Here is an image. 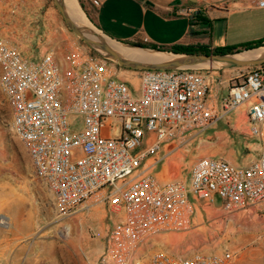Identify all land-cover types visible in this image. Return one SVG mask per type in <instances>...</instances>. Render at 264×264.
Here are the masks:
<instances>
[{"label": "built area", "instance_id": "2783aa9c", "mask_svg": "<svg viewBox=\"0 0 264 264\" xmlns=\"http://www.w3.org/2000/svg\"><path fill=\"white\" fill-rule=\"evenodd\" d=\"M255 5L264 8V0ZM35 59L0 39L10 131L52 195L56 218L105 207L109 224L95 264H239L229 249L174 256L146 245L156 234L191 227L189 194L206 205L217 196L227 213L258 211L264 202V64L225 78L223 70H142L132 86L114 63L75 41L61 54L50 49ZM233 111H242L247 134L261 142L257 161L235 166L201 157L187 186L161 183L147 171L163 144Z\"/></svg>", "mask_w": 264, "mask_h": 264}, {"label": "rangeland", "instance_id": "374dc122", "mask_svg": "<svg viewBox=\"0 0 264 264\" xmlns=\"http://www.w3.org/2000/svg\"><path fill=\"white\" fill-rule=\"evenodd\" d=\"M57 31H62L63 47L69 41L83 44L65 27L52 0H0V39L9 40L25 50L31 40H40L43 34ZM254 67L224 69L222 74V70L215 72L225 78ZM119 69L121 79L128 80L132 86L137 85V73L122 67ZM226 90L224 87L223 95H226ZM245 124L242 116L235 131L229 125L224 126V137L218 140L210 138L184 147L178 161H170L164 177L169 180L185 177L187 158L199 149L220 150L224 153L238 149L244 156L251 151L247 145L253 144V138L243 127ZM147 171L155 173L152 169ZM0 190L13 191V197L17 201H24L26 208L31 207L33 215L38 218L29 241L31 244L43 245L38 254H33L43 257V264L96 263L109 224V220L104 217L103 205L91 206L64 219L55 217L52 195L33 176L22 143L10 131V109L1 91ZM221 205L220 198L216 197L213 206ZM146 248L174 256L229 249L237 253L239 264H264V210L227 213L222 208H205V211H197L194 223L188 230L156 234L148 241Z\"/></svg>", "mask_w": 264, "mask_h": 264}, {"label": "crops", "instance_id": "0c3cea01", "mask_svg": "<svg viewBox=\"0 0 264 264\" xmlns=\"http://www.w3.org/2000/svg\"><path fill=\"white\" fill-rule=\"evenodd\" d=\"M79 1L76 0L78 6L95 27L104 34L124 42H144L164 47L206 44L208 38L201 33L203 26L193 17L200 13L198 11H201L202 18L210 22L209 44L212 49H239L241 45L264 39V8L256 7V0ZM62 39V31L49 32L43 34L40 40H31L27 49L18 48L24 57L30 59H35L50 49L61 54L65 48ZM242 116V111L230 112L210 128L190 131L182 141L173 140L163 144L161 149L147 160L146 165L152 163L151 169L155 170V173L151 174L161 183L169 181L164 177V171L170 161H178L184 147L210 138L218 140L224 137V126L229 125L231 130L235 131ZM243 127L248 130L247 124ZM247 146L251 151L244 156H241L238 149L232 153L199 149L187 158L186 176L175 180L187 186L192 165L201 157L220 158L235 166L250 165L259 158L261 142L253 138V144ZM188 197L195 205L192 224L197 211H205V208L221 209V206L206 205L190 194ZM103 210L107 219L108 212L104 206ZM261 210H264V202L259 206L258 211ZM37 220L31 207L27 209L24 201H17L13 197V191L0 190V264L44 263L43 257L33 256L39 253L43 245L31 244L29 241Z\"/></svg>", "mask_w": 264, "mask_h": 264}, {"label": "water", "instance_id": "95a60500", "mask_svg": "<svg viewBox=\"0 0 264 264\" xmlns=\"http://www.w3.org/2000/svg\"><path fill=\"white\" fill-rule=\"evenodd\" d=\"M52 2L65 27L76 38L96 55L124 69L216 71L264 64V43L213 54L143 47L104 34L88 20L76 0L74 14L69 11L65 0Z\"/></svg>", "mask_w": 264, "mask_h": 264}, {"label": "trees", "instance_id": "16d2710c", "mask_svg": "<svg viewBox=\"0 0 264 264\" xmlns=\"http://www.w3.org/2000/svg\"><path fill=\"white\" fill-rule=\"evenodd\" d=\"M79 3H80V1H79ZM80 6L82 7L81 4H80ZM193 17L196 18V21L198 22L199 25L203 26V29L201 30V33L202 34H206V36L208 38V42L206 44L194 45V46H170V47L157 46V45H154V44H151V43H144V42H132V44H137V45H141L143 47L157 48V49H162V50H173V51H176V52L200 53V54H213V53H221V52L236 50L234 48H214V49L210 48V44H209L210 22L208 20L202 18L201 11H200L199 14H197V15H195ZM262 42H264V39L259 40V41L254 42V43H248V44L241 45L238 48L242 49V48H245V47H250V46H254V45L260 44ZM90 53L92 55H96L92 51H90ZM115 66L118 67L117 65H115Z\"/></svg>", "mask_w": 264, "mask_h": 264}, {"label": "bare ground", "instance_id": "6f19581e", "mask_svg": "<svg viewBox=\"0 0 264 264\" xmlns=\"http://www.w3.org/2000/svg\"><path fill=\"white\" fill-rule=\"evenodd\" d=\"M65 3L69 9V11H71L73 14L76 13L75 12V7H76V3H75V0H65ZM76 16V15H74Z\"/></svg>", "mask_w": 264, "mask_h": 264}]
</instances>
